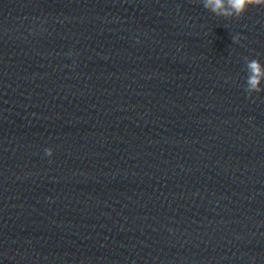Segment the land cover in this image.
<instances>
[{
    "label": "clouds",
    "instance_id": "obj_1",
    "mask_svg": "<svg viewBox=\"0 0 264 264\" xmlns=\"http://www.w3.org/2000/svg\"><path fill=\"white\" fill-rule=\"evenodd\" d=\"M205 9L216 16L222 18H241L247 12L250 6L264 7V0H202ZM234 42L239 43V39L234 37ZM246 69L248 72L246 78V92L249 96L252 93L264 91L261 87L264 81V65L258 59L248 60L246 58ZM47 156H52L51 149H45Z\"/></svg>",
    "mask_w": 264,
    "mask_h": 264
}]
</instances>
